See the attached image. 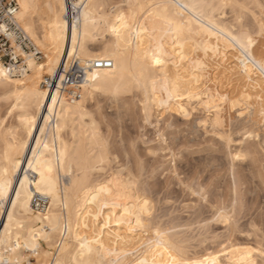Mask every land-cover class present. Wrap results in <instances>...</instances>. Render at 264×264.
I'll use <instances>...</instances> for the list:
<instances>
[{"label":"bare ground","instance_id":"obj_1","mask_svg":"<svg viewBox=\"0 0 264 264\" xmlns=\"http://www.w3.org/2000/svg\"><path fill=\"white\" fill-rule=\"evenodd\" d=\"M218 1L222 7L238 3ZM203 2L18 0V22L22 26L24 21L25 28L33 30L47 63L38 64L28 54L26 71L18 75L21 79H13L14 73L0 61V85L11 88L20 102L26 129L25 140L11 133L0 134V206L11 197L12 189L15 191L9 214L0 216V261L257 264V253L252 248L231 245L218 251L206 248L200 253L184 254L161 235L153 242L142 238L135 242L137 231L142 232L146 226L148 200L134 198L125 186L109 178H90L93 157L86 149L91 145L96 150L97 128L83 129L89 124L87 103L97 91L115 96L143 88L149 103L156 106L163 103V92L180 109L185 95L204 96L210 100V109L219 112L216 102L223 101V97L218 88L225 79L240 73L245 88L264 94V62L253 52L252 37L236 36L212 16L213 7ZM40 7L46 9L47 18L39 36L34 30V19ZM93 42H99L101 51H91ZM228 42L239 47L240 55L229 58L224 50ZM194 48L203 51V59L192 54ZM101 59L111 60L113 66L93 68L94 62ZM74 60L88 65L89 71L82 97L71 101L59 87L62 71ZM232 60L237 61V71ZM46 72L53 85L51 78H43ZM42 80L47 83L44 90ZM211 85L216 87L214 91ZM30 102L36 106L37 116L25 111ZM100 156L97 163L103 160ZM35 194L49 199L45 211L33 209ZM142 241L146 245L144 252L128 261L127 257L134 255L135 247Z\"/></svg>","mask_w":264,"mask_h":264},{"label":"rangeland","instance_id":"obj_2","mask_svg":"<svg viewBox=\"0 0 264 264\" xmlns=\"http://www.w3.org/2000/svg\"><path fill=\"white\" fill-rule=\"evenodd\" d=\"M203 1L213 7L212 16L236 36H251L253 52L264 62V0H238L223 7L218 0ZM36 15L34 30L39 35L46 9L40 7ZM21 23L42 52L40 59H34L46 65L33 30ZM101 47L99 42L90 43L92 52ZM224 50L229 58L240 55L233 42L226 43ZM192 54L204 58L200 48ZM232 61L237 71V61ZM43 78L51 77L46 72ZM43 81L42 90L47 86ZM215 88L210 86L212 91ZM218 92L223 97L216 102L219 112L210 109V100L204 96L185 95L180 109L163 92L158 106L149 103L143 88L115 96L95 92L87 103L89 124L83 129L97 128L98 151L95 146L86 147L93 157L90 178H109L125 186L134 198L148 200L146 226L137 231L135 242L139 238L153 242L161 235L184 254L231 245L252 248L257 264H264V94L245 88L240 73L225 79ZM14 97L11 88L0 85V134L24 139V109ZM27 105L25 111L37 116L35 104ZM100 154L103 160L97 163ZM14 192L0 206V216L9 214ZM143 241L128 261L144 252Z\"/></svg>","mask_w":264,"mask_h":264},{"label":"built area","instance_id":"obj_3","mask_svg":"<svg viewBox=\"0 0 264 264\" xmlns=\"http://www.w3.org/2000/svg\"><path fill=\"white\" fill-rule=\"evenodd\" d=\"M19 10L18 0H0V61L8 71L16 76L26 71L25 56L31 54L36 59H40L42 56L39 47L18 22ZM112 66L113 62L108 59H101L93 64V68L98 70ZM88 71V65H82L78 60H74L67 69L62 71L59 90L68 100H78L82 97V86L87 80ZM49 80L50 85H53L52 78ZM48 206L49 199L46 196L34 195L32 199L33 209L43 212ZM0 264L10 263L0 261Z\"/></svg>","mask_w":264,"mask_h":264},{"label":"snow or ice","instance_id":"obj_4","mask_svg":"<svg viewBox=\"0 0 264 264\" xmlns=\"http://www.w3.org/2000/svg\"><path fill=\"white\" fill-rule=\"evenodd\" d=\"M156 62H157V63H160V61H159V60H157Z\"/></svg>","mask_w":264,"mask_h":264}]
</instances>
